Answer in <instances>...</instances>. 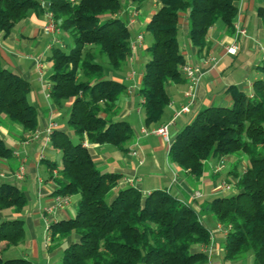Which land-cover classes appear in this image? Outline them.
<instances>
[{
  "label": "trees",
  "instance_id": "obj_1",
  "mask_svg": "<svg viewBox=\"0 0 264 264\" xmlns=\"http://www.w3.org/2000/svg\"><path fill=\"white\" fill-rule=\"evenodd\" d=\"M129 1L137 11L147 0ZM237 1L153 0L156 10L145 26L153 42L146 48L148 60L138 87L146 128L159 126L170 102L168 85L185 83L180 73L185 60L177 41L180 14L186 15L191 46L201 53L207 47L208 31L217 22L234 32ZM46 4L73 43L68 52L52 48L49 98L58 109L71 101L66 126L78 142L72 143L66 132L53 131L50 141L60 153V166L44 162L59 187L55 196L79 197L73 218L49 224L47 251H55L75 236L56 264H208L206 253L193 251L211 244L201 213L166 191L144 196L134 187L117 189L121 176L97 169L84 147L85 142L108 144L125 151L133 139L130 125L118 119L119 102L127 88L106 77L97 62L105 58L112 71L121 72L129 61L131 31L119 18L122 4L119 0H47ZM31 11L43 12L36 0H0L1 36L10 34ZM257 14L264 20V8ZM260 71L264 74V63ZM30 90L25 80L0 63V125L8 122L19 127L21 138L38 127V112L28 102ZM227 93L232 105L197 113L170 143L168 160L198 181L210 158L244 157V170L229 172L237 194L214 197L201 212L225 231V262L241 260L250 252L253 264H264V82L255 81L250 96L237 87L228 88ZM13 158L0 137V161ZM26 206L20 189L0 181V264H31L24 258H2L25 237L22 220L4 213L16 215Z\"/></svg>",
  "mask_w": 264,
  "mask_h": 264
},
{
  "label": "crops",
  "instance_id": "obj_2",
  "mask_svg": "<svg viewBox=\"0 0 264 264\" xmlns=\"http://www.w3.org/2000/svg\"><path fill=\"white\" fill-rule=\"evenodd\" d=\"M36 1L40 3L42 0ZM43 1L47 6L46 0ZM236 8L237 15L233 25L244 29L245 35L236 37L235 29L233 33H229L222 23L217 22L208 31L207 47L201 53L191 46L186 15L180 14L177 41L179 33L187 35V41H183L182 46H179L178 42L179 51L186 64L198 69V76L193 86L194 102L186 113H179V111L189 103L185 93L188 91L190 81L185 79V83L181 86L169 84L166 89L170 102L159 126L168 125L170 143L200 111L210 107H230L232 98L227 93L228 88L237 87L250 96L253 83L257 80L263 81L264 74L260 71V62L264 50V20L257 13L260 8H264V0H238ZM42 10V13L29 12L26 19L16 25L5 38L0 34V63L5 69L28 83L31 89L28 102L38 112L37 129L33 133L22 135V138L18 135L9 138L14 158L9 162L0 161V173L4 175L0 181L13 184L25 194L27 199V206L22 212L16 215L6 212L4 216L22 220L25 237L21 255L31 264L50 263L57 256V252L76 241L75 236L68 237L63 241V248L61 246L53 252H48L46 229L51 223L73 218L79 200L78 196H71L67 198L66 205L58 206L55 202L57 196L54 192L59 187L57 182L50 178L48 166L44 162L57 164L56 159L60 153L52 148L51 141L45 138L43 131L49 122H54L57 125V131L60 130L69 135L68 127L64 125V121H67L71 101L64 103L66 111L64 115H61L60 109L49 98V76L52 63L48 58L52 48L59 46L64 49L67 47V43L64 39L66 33L62 31L57 38L58 43L53 42L51 36L43 33L42 27L45 24V18L44 9ZM155 10L156 5L152 4L145 24L138 20L139 16L131 17L130 14L128 15V11L124 10V14L128 15L129 26L135 31L131 36V42H134L139 34L144 37L145 26ZM233 44L237 50L236 54L231 56L226 53V49ZM144 50L143 39L142 45L137 46L132 61H128L130 70L123 74L126 75L125 78L116 80L127 88L119 102L118 119L130 125L133 139L125 145V151H120L108 144L91 145L85 142L86 149L97 169L104 173L121 176L117 189L134 187L144 196L156 190L166 191L178 200L189 204L199 214L201 213V223L206 227L212 239L211 245L206 249L210 264H241L243 259L235 262L223 260L222 245L225 235L219 230L218 223L209 214L201 212V207L205 202L198 201L203 196L210 200L217 196L227 197L233 192L231 185L229 189L220 187L222 184L229 183L228 178H223L220 182H217L215 178L224 168L225 162L233 163L234 157H224L219 160L210 158L205 163L203 176L198 181H194L169 162L170 144H166L158 136L143 133V131L158 127L146 128L141 112L142 101L138 95V87L144 64L148 60L143 53ZM38 60L41 63V68H38L36 64ZM141 61H143L142 65L139 64ZM140 66H143L140 73L135 72L134 68ZM109 76L113 78L111 73ZM60 117L65 119L64 123L61 122ZM133 152H136L137 155H132ZM58 153L59 155H57ZM221 161L222 164H220ZM20 163L24 165L25 177L22 181H16L13 174ZM195 193H199L201 197L193 200L192 197ZM212 220L216 223V228ZM211 230L214 231L210 232ZM204 250V247L193 249L197 252ZM56 263L57 261L54 262V264ZM247 264H252L250 258H248Z\"/></svg>",
  "mask_w": 264,
  "mask_h": 264
},
{
  "label": "rangeland",
  "instance_id": "obj_3",
  "mask_svg": "<svg viewBox=\"0 0 264 264\" xmlns=\"http://www.w3.org/2000/svg\"><path fill=\"white\" fill-rule=\"evenodd\" d=\"M47 1V0H46ZM119 2L122 4V8H123V10H122V12L119 14V18L124 22V23H126V25L129 27V29L131 30V36H133L134 35V33H135V31L131 28V26H129V23H128V15L129 14H131L133 11H134V8L135 7H133L132 5H131V3H130V1L129 0H119ZM153 4V0H147L137 11H138V15L137 16H139L138 17V20L142 23V24H145L146 23V20H147V14H148V11L150 10V8H151V5ZM126 9V11H128V15H125L124 14V10ZM144 37H143V39H144V43H145V50H144V55H145V57H147V59H148V55H147V53H146V48L147 47H149V46H151V44H152V42H153V40H152V38H151V36L144 30ZM186 37H187V35L186 36H184V35H182L181 33H179V35H178V42H179V46H182V42L183 41H187L186 40ZM64 39H65V41H66V43H67V47L66 48H64V49H62L64 52H68L71 48H72V46H73V43H72V39H71V37L66 33L65 35H64ZM181 48V47H180ZM97 62L100 64V65H102L103 66V68H104V72H105V75H106V77H108L109 79H112V80H117V78H118V80H119V78L121 79V80H123L124 78H125V76L126 75H123L124 73H127L129 70H130V66L128 65V63L126 64V66H125V68L121 71V72H114V71H112L110 68H109V66L107 65V62H106V59L105 58H100V59H98L97 60ZM142 62L143 61H141V62H139V64H141L142 65ZM261 65H263V62L261 61L260 62V66ZM143 67V66H142ZM142 67L140 66L139 68L137 67V68H134V71L135 72H138V73H140V70H142ZM133 69V68H132ZM109 73H111L112 75H113V78H111L110 76H109ZM138 73H136L137 74V76H138ZM263 82H264V77H263ZM167 89V88H166ZM65 108H64V104H62V107L60 108V111L59 112H61L62 114L61 115H64V113H65ZM60 119H61V122H63L65 119H63L62 117H60ZM65 122V123H64ZM63 123H64V125H66V121H64ZM68 132H69V135H70V138H71V141H72V143H77L78 142V137L77 136H75L73 133H72V131L68 128ZM19 134H21V131H20V129H19V127H17V126H14V125H11L10 123H8V122H6V125L5 126H1L0 125V137L4 140V142H5V144L8 146V147H10L11 146V144H10V141H9V138H14L16 135H19ZM54 152V151H53ZM55 153V152H54ZM57 155H59V153L57 154ZM56 162H57V164H58V166H60V155H59V157H57V159H56ZM245 164H246V160L244 159V157H242L241 155H236V156H234V161H233V163H226L225 162V165H224V168L222 169V171L219 173V175H218V177H216L215 179L217 180V182H220V180H222L223 178L225 179H227L228 178V184L229 185H231L232 186V188H233V192L231 193V194H229V195H227V197H229V196H232V195H235V194H237V189L235 188V178L232 176V175H230V173H229V171H231L233 168H235V170H236V172L237 173H241V171H243L244 170V168H245ZM209 181H211V180H209ZM204 197V196H203ZM202 197V199L201 200H198V201H201V202H205V204H206V202H207V200H208V198H206V197H204L203 198ZM217 197H220V196H217ZM209 201V200H208ZM204 204V205H205ZM201 216L202 215H200V218H201ZM213 221V220H212ZM213 225L215 226V228H216V223H214V221H213ZM214 230H211L210 232H213ZM42 236V235H41ZM40 238H42V237H40ZM42 240V242H43V239H41ZM22 245L23 244H20V245H18L17 247H15V248H11L10 250H8V252H4L3 254H2V258L3 259H8V258H25V257H23L22 255H21V253H23V247H22ZM61 248H63V245H62V247ZM61 254H62V250L60 251V252H57V256L56 257H54L53 259H52V261H50V263L48 262V264H54V262L55 261H59V259L61 258ZM22 256V257H21ZM248 258H250L251 259V261H252V264H253V259H252V255H251V253L250 252H248V253H246L244 256H243V261L241 262V264H247V260H248ZM35 263H37V261H34ZM41 262H44V261H42L41 260ZM41 264V263H40ZM216 264V263H215Z\"/></svg>",
  "mask_w": 264,
  "mask_h": 264
},
{
  "label": "built area",
  "instance_id": "obj_4",
  "mask_svg": "<svg viewBox=\"0 0 264 264\" xmlns=\"http://www.w3.org/2000/svg\"><path fill=\"white\" fill-rule=\"evenodd\" d=\"M40 7L42 9H44L45 24L42 27L43 33L46 34V35L51 36L53 42L58 43L57 38H58V36H59V34L61 32L60 28L57 25L52 12L48 9V6L45 5V1L42 0L40 2ZM130 15H131V17H136L138 15V11L134 10ZM234 29H235L236 37H243L245 35V30L244 29L239 28L238 26H235ZM142 41H143V35L139 34L137 36L136 40L134 42L130 43L131 56L129 58V62L132 61V58H133V55L135 53V50H136L137 46L138 45H142ZM236 50H237V48H236L235 44H233L230 47H227L226 53L228 55L233 56V55L236 54ZM261 61L264 63V50L262 51ZM36 64H37L38 68H41V63H40L39 60L36 61ZM180 73L182 74V76L185 79L190 81V84L188 86V91L185 93V96L188 98L189 103H188V105L183 106L180 109V111H179V113H186V112H188L189 106L194 102L195 95H194V91H193V86H194L195 80H196V78L198 76V69L195 68V67H191V66H189L188 64L185 63L181 67ZM167 128H168V125H160V126L154 128L152 130L143 131V133L145 135L158 136L166 144H170V139H169ZM56 129H57L56 123L49 122V124L45 127V129L43 131V134H44L45 138L47 140H50V136H51L52 132L55 131ZM35 137L37 138V134L35 135ZM86 146H87L86 143H84V147H86ZM132 155L136 156L137 153L133 152ZM220 164H222V161L220 162ZM219 168H221V165H219ZM219 168H218V170H219ZM52 174L55 176L56 175V171H53ZM3 177H4V175L2 173H0V178H3ZM24 177H25L24 165L20 163L18 168H17V170L13 174V178L16 181H22L24 179ZM220 187L222 189H229L230 185L222 184ZM200 197H201V195L199 193H195L192 198H193V200H196V199H199ZM55 202L58 204V206L66 205L67 204V198H61V197L57 196L55 198ZM218 228H219L220 231H222V233L225 234V231H224L223 227L218 225ZM46 232L48 233L47 242L49 243V229H48V227L46 229ZM211 241H212V239H211ZM208 247H206V248L204 247L205 250L202 251V252L206 253V249ZM208 264H210V263L208 262Z\"/></svg>",
  "mask_w": 264,
  "mask_h": 264
}]
</instances>
